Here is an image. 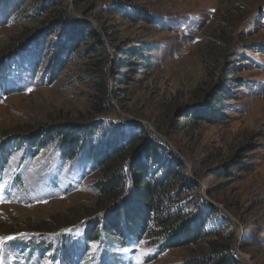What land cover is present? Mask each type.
Returning <instances> with one entry per match:
<instances>
[{
    "label": "rangeland",
    "instance_id": "374dc122",
    "mask_svg": "<svg viewBox=\"0 0 264 264\" xmlns=\"http://www.w3.org/2000/svg\"><path fill=\"white\" fill-rule=\"evenodd\" d=\"M55 3L0 0V264H187L213 245L238 264H264V0ZM61 22L83 32L71 47ZM36 39L41 49L23 48ZM144 45L148 68L135 57ZM211 92L222 96L215 110L204 105ZM115 127L125 136L120 145L141 139L133 156L151 154L157 138L169 144L181 163L180 209L202 211L218 237L175 239L162 252L161 241L120 244L102 231L87 243L83 226L92 218L37 231L57 215L89 211L97 223L112 216L113 208H96L99 173L87 151H103ZM82 128L90 133L72 140L81 149L71 159L60 141L44 143ZM40 137L47 140L28 143ZM150 165L159 176L161 165ZM61 246L71 248L67 258Z\"/></svg>",
    "mask_w": 264,
    "mask_h": 264
},
{
    "label": "trees",
    "instance_id": "16d2710c",
    "mask_svg": "<svg viewBox=\"0 0 264 264\" xmlns=\"http://www.w3.org/2000/svg\"><path fill=\"white\" fill-rule=\"evenodd\" d=\"M44 1L47 6H55L57 4L55 3L56 0ZM11 6L12 4H9L10 9ZM121 7L122 4H119L115 10L123 16L124 9H119ZM40 9H42V6L35 13ZM139 19H141L140 15ZM69 25L61 22L57 28L63 32V37L68 38L66 44L71 47L78 37H82L83 32L75 28L76 26L70 27ZM42 40H32L23 48L28 47L29 52L32 49L39 50L44 46ZM150 51L151 48L148 45H144L135 51L137 60L142 61V63H138L140 67L148 68L151 66L152 57L145 55L149 54L150 56ZM3 64L4 62L0 63V73H3L6 69L5 64ZM221 98V95L211 92L205 99L204 105L206 104V107L211 110L218 109L219 107L217 105L218 103L221 104L219 100ZM94 103H96L93 106L95 111L101 112L104 110L101 107L100 101ZM212 116L215 117L216 115ZM137 130L140 131L141 129ZM89 131L85 128L77 129V131H74V134L68 137V140L62 139L65 136L64 133H59V135L54 134L48 141H45L47 139H44V137H40L38 139L28 140V143L38 145L42 141L48 143L56 139L60 141L59 145L63 147L65 154L63 156L71 159L81 149L72 140L78 135L83 140L90 133ZM108 136L109 141L104 143L103 151L92 149L87 151V155L96 164L99 173V179L96 181L94 187L96 192V208L105 211L113 208L112 210H115V212L111 214V217H105L98 223L93 220L95 213L90 214L89 211L75 212L71 217L57 215L51 218V227H38L36 228L37 231L55 232L63 226L65 221L67 222L64 225L69 227L75 223L77 224L88 218H92L88 221V224H84L83 226V237L87 243L100 240L101 236L97 237V232L102 231L107 235L115 237L120 244L128 243L133 239L145 241L154 240V243L161 241L159 247H161L162 252L172 248L175 239L183 241L186 244L195 245L202 239L218 237L217 232L214 233L211 230L205 229V222L202 218L204 214L202 211L197 213L196 211L184 212L180 209L176 188L182 184V181L174 175V168L179 170L181 163L171 153L170 148H167L163 143L154 141L152 143L150 141V144H154V147L151 149V154L148 151L147 153L143 151L142 154L133 156L132 153L139 145L141 139L132 136L127 140L129 144L120 145L122 140L125 139V136L122 135L117 127L114 130H109ZM165 158L167 159L166 162H169L171 165L169 167L171 169L168 171V166L163 162ZM153 161H157L161 165L159 176L153 175L155 168H151L150 165ZM236 166L238 167L239 165L236 163ZM131 194L134 196H129L131 198L128 197L125 199ZM38 245L45 246L47 250L49 249V244L39 243ZM215 246H211L210 255L192 259L187 264H238L232 253H229L230 250L227 247L222 249ZM56 250H58V253L64 259L67 258V251H71V248L61 246Z\"/></svg>",
    "mask_w": 264,
    "mask_h": 264
},
{
    "label": "snow or ice",
    "instance_id": "6c2138e0",
    "mask_svg": "<svg viewBox=\"0 0 264 264\" xmlns=\"http://www.w3.org/2000/svg\"><path fill=\"white\" fill-rule=\"evenodd\" d=\"M4 197V193L3 191H0V200H2ZM9 239H12L11 237H9ZM0 243H2V241H0Z\"/></svg>",
    "mask_w": 264,
    "mask_h": 264
},
{
    "label": "water",
    "instance_id": "95a60500",
    "mask_svg": "<svg viewBox=\"0 0 264 264\" xmlns=\"http://www.w3.org/2000/svg\"><path fill=\"white\" fill-rule=\"evenodd\" d=\"M157 141H159L160 143H163L164 145H166L167 147H169V144L165 141H162L161 139L157 138Z\"/></svg>",
    "mask_w": 264,
    "mask_h": 264
}]
</instances>
